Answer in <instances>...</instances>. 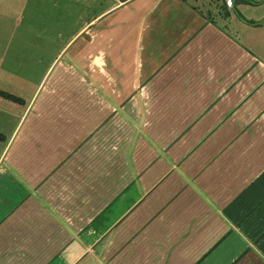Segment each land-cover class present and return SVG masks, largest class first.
Listing matches in <instances>:
<instances>
[{
    "label": "crops",
    "instance_id": "0c3cea01",
    "mask_svg": "<svg viewBox=\"0 0 264 264\" xmlns=\"http://www.w3.org/2000/svg\"><path fill=\"white\" fill-rule=\"evenodd\" d=\"M198 3L0 0V264H264V0Z\"/></svg>",
    "mask_w": 264,
    "mask_h": 264
},
{
    "label": "rangeland",
    "instance_id": "374dc122",
    "mask_svg": "<svg viewBox=\"0 0 264 264\" xmlns=\"http://www.w3.org/2000/svg\"><path fill=\"white\" fill-rule=\"evenodd\" d=\"M101 1V0H100ZM216 0H202V3H198L199 7L203 9V14L204 16H208V13L207 11L212 8H214L216 6ZM231 1H229V4H230ZM100 7V5L96 6V8L94 7L93 9L94 10H98V8ZM65 39H60V46H61V43H64ZM78 41H76V44H77ZM96 62H98V58L95 59ZM99 74V73H98Z\"/></svg>",
    "mask_w": 264,
    "mask_h": 264
},
{
    "label": "trees",
    "instance_id": "16d2710c",
    "mask_svg": "<svg viewBox=\"0 0 264 264\" xmlns=\"http://www.w3.org/2000/svg\"><path fill=\"white\" fill-rule=\"evenodd\" d=\"M246 1H247V2H248V1L252 2V0H246ZM237 15H238V17H240L242 20H244V21L247 22V23H250V24L255 23V22L252 21V20H248V19L244 18L240 13H237ZM0 93L3 94V95H5V96H7V97H9V98H11V99H15V98H16L14 95H11V94H9V93L3 92V91H1V90H0Z\"/></svg>",
    "mask_w": 264,
    "mask_h": 264
}]
</instances>
